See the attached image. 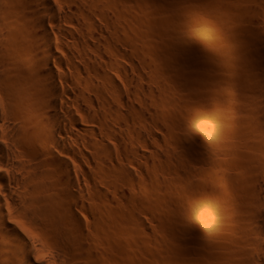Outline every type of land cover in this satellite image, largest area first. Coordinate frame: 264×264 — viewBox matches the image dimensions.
<instances>
[{
  "label": "bare ground",
  "instance_id": "1",
  "mask_svg": "<svg viewBox=\"0 0 264 264\" xmlns=\"http://www.w3.org/2000/svg\"><path fill=\"white\" fill-rule=\"evenodd\" d=\"M126 1L0 0V264H101L85 211L99 214V199L108 195L91 179L112 162L113 151L142 156L137 126L160 109L157 78L168 68L145 56L141 37L128 36ZM250 1L248 18L264 34V0ZM215 2V9L225 8ZM262 36L259 62L234 63L238 75L206 65L191 75L192 189L182 187L185 177L172 178L188 203L208 204L219 226L205 227L200 247L177 257L178 264L264 261ZM145 79L154 85L147 91ZM236 183L241 193L233 197L228 189Z\"/></svg>",
  "mask_w": 264,
  "mask_h": 264
},
{
  "label": "rangeland",
  "instance_id": "2",
  "mask_svg": "<svg viewBox=\"0 0 264 264\" xmlns=\"http://www.w3.org/2000/svg\"><path fill=\"white\" fill-rule=\"evenodd\" d=\"M211 1H126L129 4L126 6L129 13H126L128 17L125 21L128 36L141 37L143 46H146L145 56L166 62L168 68L160 72V78H157L161 91L158 96L160 109L153 111V117L147 120L144 128L137 126L144 134L143 140L141 138L136 143L142 156L138 157L130 150L123 155L113 151L112 162L104 167L107 169L109 166L110 169H103L105 171L91 179L98 186L106 188L109 198L98 200L99 208L104 205L99 214L92 213L91 207L85 211L86 229L97 237L92 244L97 249L95 251L100 256L101 264H178L177 257L187 258V251L192 246L200 247L205 227L219 226L212 218L214 214L209 209L207 211L208 204L204 205L203 201L199 204V200L188 203L172 178L179 175L183 180L185 177L182 187L192 189L188 182L191 169L194 171L188 151L191 147H188L191 144L190 116L187 112V105L191 102L189 81L191 75L201 72L205 65L222 75L236 76L238 72L233 68L234 63L239 65L242 60L258 63L256 37L264 34L258 25L249 20L252 13L248 16L247 7L252 5L248 4L251 1L238 0L237 5L236 0H229V3L228 0H221L225 8L230 4L227 9H215L216 0ZM232 1L236 6H232ZM143 81L145 88L148 86L146 91L154 87L147 79ZM130 97L133 98V95ZM148 104L153 105L150 101ZM124 143L128 145V140H124ZM109 144L112 145L110 141ZM112 165L131 174L125 173L128 178L124 173L120 175L113 171ZM208 185L215 188L211 182ZM122 190L126 191L127 198L120 196ZM228 191L235 197L241 193V185L236 183ZM93 203L94 199L90 205ZM242 204L248 205V200L244 199ZM119 214H122L119 217L121 223L117 219ZM122 222L129 228L124 227L128 233L122 229V232L119 231ZM192 237L194 244L191 243Z\"/></svg>",
  "mask_w": 264,
  "mask_h": 264
},
{
  "label": "snow or ice",
  "instance_id": "3",
  "mask_svg": "<svg viewBox=\"0 0 264 264\" xmlns=\"http://www.w3.org/2000/svg\"><path fill=\"white\" fill-rule=\"evenodd\" d=\"M37 259L42 261L44 257L40 256V257H37ZM29 264H31V262H29ZM261 264H264V261H262Z\"/></svg>",
  "mask_w": 264,
  "mask_h": 264
}]
</instances>
